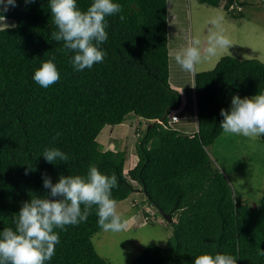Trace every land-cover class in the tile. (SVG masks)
Masks as SVG:
<instances>
[{"label": "trees", "instance_id": "1", "mask_svg": "<svg viewBox=\"0 0 264 264\" xmlns=\"http://www.w3.org/2000/svg\"><path fill=\"white\" fill-rule=\"evenodd\" d=\"M199 1L214 7L222 2ZM249 1L227 0L223 6L236 17L241 14L229 6ZM93 2L77 0V7L86 11ZM113 2L121 11L105 18L108 39L101 48L107 54L83 71L74 70L75 53L52 39L58 28L50 0H16L15 7L0 11V22L14 21L0 26V232L15 230L24 202L48 195L44 174L55 184L61 175L87 177L95 165L117 176L113 199L125 200L140 189L174 225L167 244H149L131 264H194L203 253L231 254L237 264H264V194L254 204L237 198L229 171L209 152L224 132L221 109L230 111L236 95L264 93V62L222 56L213 69L195 73L193 93L181 107L182 85L169 56V0ZM53 56L60 79L43 88L33 76ZM130 114L147 126L138 132V160L126 173V152L102 150L98 137L105 126L119 125ZM183 118L195 120L197 129L175 127ZM46 148H59L69 160L48 163L42 155ZM29 165L32 170L25 174ZM100 230L96 206L86 222L54 228L60 241L45 264H114L93 243Z\"/></svg>", "mask_w": 264, "mask_h": 264}, {"label": "clouds", "instance_id": "2", "mask_svg": "<svg viewBox=\"0 0 264 264\" xmlns=\"http://www.w3.org/2000/svg\"><path fill=\"white\" fill-rule=\"evenodd\" d=\"M31 2L35 0H25L26 4ZM15 6L16 0H0V11L6 12ZM50 10L58 28L52 33V39L63 41L64 48L75 53L71 60L75 71L103 62L107 53L101 46L108 39L105 18L119 13L120 4L113 0H94L82 11L77 7V0H50ZM221 20L222 17L210 21L215 30L209 32L206 40L192 37L185 47L174 53L170 51V58L183 70L193 72L202 60L211 59L220 50L230 47L231 41ZM55 59L53 56L44 61L34 73L33 80L43 88L60 79ZM175 111L178 113L177 109ZM221 115L224 119L220 127L225 133L246 137L264 135V93L244 98L234 96L231 110L221 109ZM42 155L48 163L69 160L59 148H46ZM30 170L29 165L25 174ZM43 184L50 190L48 195L24 202L15 230L5 228L0 232V264H45L53 257L60 241L54 228L64 229L66 225L86 222L93 206L97 208L98 225L104 231L120 232L127 228L128 222L118 213L117 201L112 198V189L118 186L115 174L109 176L92 165L87 177L61 175L53 184L51 177L44 174ZM260 255H264V250ZM194 264H237V259L231 254L203 253L195 258Z\"/></svg>", "mask_w": 264, "mask_h": 264}, {"label": "rangeland", "instance_id": "3", "mask_svg": "<svg viewBox=\"0 0 264 264\" xmlns=\"http://www.w3.org/2000/svg\"><path fill=\"white\" fill-rule=\"evenodd\" d=\"M223 3L214 7L199 0H169V51L174 53L185 47L192 37L206 40L209 32L215 30L210 23L213 18L222 17L221 26L231 41L230 47L220 50L211 59L202 60L193 72L181 67L174 68L177 63L171 58L173 74L176 72L175 81H180L184 97L193 93L195 73L213 69L224 55L257 58L264 62V5L258 0H251L237 11L241 16L233 17ZM9 25H14V21L4 18L0 22V26ZM146 126L147 121L130 114L119 125L105 126L98 137L102 150L126 152V173L138 160L135 151L140 135L138 132L141 133L140 130ZM174 126L181 130L192 126L194 128L188 130H194L197 129V122L183 118ZM209 152L221 168L229 171L227 174L232 180L235 196L246 203L258 202L264 194V142L260 135L246 137L223 132L209 146ZM117 211L128 222L127 228L120 232L102 229L93 236L98 253L114 264H131L149 244L165 245L173 234V223L164 220L158 209L147 202L145 193L140 189L135 190L129 198L117 202ZM145 211L150 213L148 218Z\"/></svg>", "mask_w": 264, "mask_h": 264}, {"label": "built area", "instance_id": "4", "mask_svg": "<svg viewBox=\"0 0 264 264\" xmlns=\"http://www.w3.org/2000/svg\"><path fill=\"white\" fill-rule=\"evenodd\" d=\"M224 1H227V0H224ZM258 1H260L261 4L264 5V0H258ZM253 2H255V1H253ZM236 5H237V2H234L229 7L231 10H236V12L243 7L241 5H237V6ZM172 119H173V121H177V120H179V116L177 114H173Z\"/></svg>", "mask_w": 264, "mask_h": 264}, {"label": "water", "instance_id": "5", "mask_svg": "<svg viewBox=\"0 0 264 264\" xmlns=\"http://www.w3.org/2000/svg\"><path fill=\"white\" fill-rule=\"evenodd\" d=\"M166 219H168L170 222L173 221V218L171 217L170 214H164Z\"/></svg>", "mask_w": 264, "mask_h": 264}, {"label": "crops", "instance_id": "6", "mask_svg": "<svg viewBox=\"0 0 264 264\" xmlns=\"http://www.w3.org/2000/svg\"><path fill=\"white\" fill-rule=\"evenodd\" d=\"M178 88H179V90L182 91L181 87H178ZM182 96H183V105H184L185 104L184 101L186 100V97H184L183 93H182Z\"/></svg>", "mask_w": 264, "mask_h": 264}]
</instances>
